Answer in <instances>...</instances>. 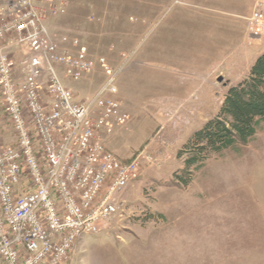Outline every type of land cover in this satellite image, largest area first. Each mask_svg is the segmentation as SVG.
<instances>
[{"label": "rangeland", "instance_id": "rangeland-1", "mask_svg": "<svg viewBox=\"0 0 264 264\" xmlns=\"http://www.w3.org/2000/svg\"><path fill=\"white\" fill-rule=\"evenodd\" d=\"M39 3L66 11L49 22L60 45L64 38L80 40L94 60L106 58L124 69L119 98L133 122L110 148L127 161L142 154L155 158L119 197L121 215L87 237L70 264H264V127L249 146L213 157L190 187L176 184L186 168L180 153L219 116L229 90L250 76L258 54H223L217 45L224 37L216 39L221 31L215 33L207 18L197 20L196 13L204 12L184 0ZM11 53L24 79L29 49ZM62 72L84 102L109 80L101 68L81 82ZM0 125L5 143H13L1 94Z\"/></svg>", "mask_w": 264, "mask_h": 264}, {"label": "built area", "instance_id": "built-area-1", "mask_svg": "<svg viewBox=\"0 0 264 264\" xmlns=\"http://www.w3.org/2000/svg\"><path fill=\"white\" fill-rule=\"evenodd\" d=\"M65 13L39 0H0V94L16 134L6 144L0 125V264H70L87 237L121 215L119 197L155 161H127L110 148L133 122L119 98L124 69L94 60L80 40L60 45L49 22ZM250 30L264 39V1ZM70 44L79 51L62 49ZM21 46L30 52L24 79L11 55ZM100 68L108 83L85 102L62 72L81 82Z\"/></svg>", "mask_w": 264, "mask_h": 264}, {"label": "trees", "instance_id": "trees-1", "mask_svg": "<svg viewBox=\"0 0 264 264\" xmlns=\"http://www.w3.org/2000/svg\"><path fill=\"white\" fill-rule=\"evenodd\" d=\"M263 127L264 54L250 76L229 90L219 116L199 131L180 153L186 168L177 174L176 184L190 187L213 157L249 146Z\"/></svg>", "mask_w": 264, "mask_h": 264}, {"label": "crops", "instance_id": "crops-1", "mask_svg": "<svg viewBox=\"0 0 264 264\" xmlns=\"http://www.w3.org/2000/svg\"><path fill=\"white\" fill-rule=\"evenodd\" d=\"M261 1L263 0H184V4L196 7L198 10L204 12L196 13V19L202 20L203 18H207L208 23H214L213 29L215 33L221 31V34L216 39L220 40L221 36L224 37V41H219L217 45L220 46L219 48H222L221 52L223 54H258L257 58L250 65L251 72L254 65L264 54V49L261 50L264 47L262 46L264 45L263 39L255 41L249 33V20L252 18L257 4ZM221 25L223 28L220 27ZM14 143H16V134L14 142L7 144ZM110 143L113 144V141Z\"/></svg>", "mask_w": 264, "mask_h": 264}]
</instances>
